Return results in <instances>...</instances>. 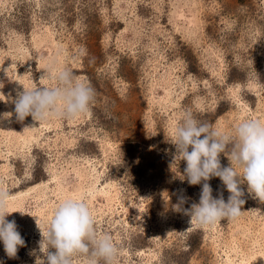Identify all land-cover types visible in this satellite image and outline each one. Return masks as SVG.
I'll return each instance as SVG.
<instances>
[{
	"label": "rangeland",
	"instance_id": "1",
	"mask_svg": "<svg viewBox=\"0 0 264 264\" xmlns=\"http://www.w3.org/2000/svg\"><path fill=\"white\" fill-rule=\"evenodd\" d=\"M52 63L90 83V113L35 121L42 129L36 144L9 156L0 128V185L12 194L45 181L47 199L57 206L62 200L53 191L52 170L70 190L79 181L76 171L95 164L99 183L112 181L111 193H118L115 205L110 210L105 195L92 204L81 198L98 235L115 242V264H231L243 254L261 259L264 202L248 194L246 184L242 213L234 219L202 226L174 210L181 189L185 208L199 203L202 183L187 182L186 162L175 157L171 141L185 111L225 132L243 119L264 121V0H0V111L12 103L14 74L21 91L55 86ZM13 125L23 129L22 122ZM230 151L220 154L222 167L230 165ZM1 154L10 162L6 170ZM208 183L213 197L222 191L227 201L219 177ZM45 200L31 192L24 208L35 213ZM46 217L31 230L21 228L25 246L16 258H8L0 242L2 264H35L44 255ZM73 264H86V257H73Z\"/></svg>",
	"mask_w": 264,
	"mask_h": 264
},
{
	"label": "clouds",
	"instance_id": "2",
	"mask_svg": "<svg viewBox=\"0 0 264 264\" xmlns=\"http://www.w3.org/2000/svg\"><path fill=\"white\" fill-rule=\"evenodd\" d=\"M55 86L47 88L30 87L9 100L14 104L15 120L23 122L29 115L34 121L51 117L74 118L90 113L95 92L90 83L76 78L67 67L48 66ZM5 99V98H4ZM12 113L0 114V120L10 119ZM176 149L175 157L186 162L184 175L190 185L202 183L199 203L185 208L188 198L179 190L178 203L174 210L190 216L198 225H213L225 219L241 215L245 203V191L264 202V121L243 119L231 132L213 128L201 123L191 111H185L182 122L173 132L171 141ZM229 146L230 165L222 167L220 154ZM219 177L229 192L225 201L223 192L212 195L208 181ZM184 178V177H183ZM10 198L9 190L0 185V242L8 258L17 256L25 240L17 231L15 220H6ZM39 227V226H38ZM45 243L41 246L44 256L35 264H73V257H86V264H115L118 248L108 234L98 235L94 214L83 198L67 197L58 203L43 233ZM54 249V251H49ZM2 264V262H0Z\"/></svg>",
	"mask_w": 264,
	"mask_h": 264
},
{
	"label": "bare ground",
	"instance_id": "3",
	"mask_svg": "<svg viewBox=\"0 0 264 264\" xmlns=\"http://www.w3.org/2000/svg\"><path fill=\"white\" fill-rule=\"evenodd\" d=\"M8 89L11 93L10 97L11 98L14 97V99L17 97L18 93L22 92L21 91V81L16 74L11 76V84L8 86ZM6 107H7L6 109H3L2 111H0V114L12 113V115H13L14 104H12V103L7 104ZM52 118H54V117H52ZM16 122L17 121L15 120V118H13V116H11L10 119H7V120H0V128L3 131L4 138L6 139V143L9 145V149L7 150L8 156L15 153L17 148H18L19 152H25V151L29 152L30 147L33 144H36V141H38V139L40 138L41 132H42V129H38L36 127L35 121L32 119V117L30 115L28 117H26L25 120L22 122V125H23L22 130L15 129L13 124ZM50 123H51V121H50ZM40 125L42 126V128H45L48 126V121H47V123L44 122L43 125L42 124H40ZM1 156L6 162L5 164L2 165L3 170H6L10 167V165H9L10 162L8 163L7 155L1 154ZM22 156H24V155H22ZM90 167L91 168H90L89 172H84V169H79L76 171L78 178H79V181L76 183L77 186L73 187L70 190H69V188H66V186L61 183V180L59 179L60 173L58 175V173L55 172V169L52 170L53 171L52 172V179L55 181V184H56V187L53 191L55 192L57 198H59V200H57V201L64 200L67 197H79V198H81L82 196H85L86 201L89 204H92L94 200L98 199L97 198L98 195H105L106 201H107L106 204L109 206V209L111 210V208H113L112 207L113 200L117 199L118 193H117V191H115L114 193H111V188L113 187V185H111L112 181L111 182H109V181L105 182L104 184L99 183L100 177H99V174L97 173V170L95 168V164H93V165L91 164ZM0 169H1V167H0ZM44 182L41 181V182L30 183L29 186H27L23 189H19V190L13 192L12 194H10V198H9V202H8V210L10 212L13 211L11 213V220H15L17 227L20 228V231H19L20 234H22V232H21L22 227L23 228L26 227L27 230L28 229L31 230V228L36 227L35 224L38 221H42V218H44V215H47V217H46L47 221L49 219H51V217L53 215V210L55 209L56 204L53 203L51 205L50 204L51 200L49 201L48 200L49 198L47 199V192H48L49 186L47 185V183H44ZM31 192H35L36 195L39 197L43 196L44 198H46L45 204L43 206L44 208H41L40 210H35V213L26 212V210L24 208L25 199ZM44 223H45V221H44ZM29 233H32V231ZM1 251H2V249H0V252ZM243 255L244 256L241 258L242 260L240 262L234 263L235 262L234 261L231 264H264V253L260 254L261 255V257H259V259L261 258L260 260L253 261V262L250 261V259H248V258H247L248 260H246L245 254H243ZM226 259L229 260V262L231 261V257L229 254H227ZM25 264H29V263H25Z\"/></svg>",
	"mask_w": 264,
	"mask_h": 264
}]
</instances>
